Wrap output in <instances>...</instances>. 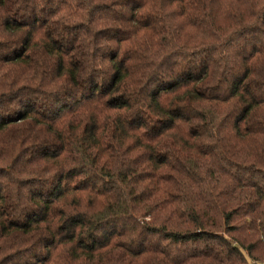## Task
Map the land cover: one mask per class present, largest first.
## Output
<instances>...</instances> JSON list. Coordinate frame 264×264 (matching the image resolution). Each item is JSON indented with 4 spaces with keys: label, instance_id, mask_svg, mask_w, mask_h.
I'll use <instances>...</instances> for the list:
<instances>
[{
    "label": "trees",
    "instance_id": "trees-1",
    "mask_svg": "<svg viewBox=\"0 0 264 264\" xmlns=\"http://www.w3.org/2000/svg\"><path fill=\"white\" fill-rule=\"evenodd\" d=\"M0 264H264V0H0Z\"/></svg>",
    "mask_w": 264,
    "mask_h": 264
}]
</instances>
